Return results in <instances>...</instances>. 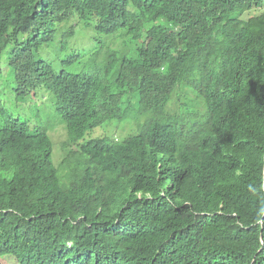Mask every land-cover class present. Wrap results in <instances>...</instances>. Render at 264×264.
I'll return each instance as SVG.
<instances>
[{"label":"trees","instance_id":"obj_1","mask_svg":"<svg viewBox=\"0 0 264 264\" xmlns=\"http://www.w3.org/2000/svg\"><path fill=\"white\" fill-rule=\"evenodd\" d=\"M74 18L133 51L56 73L35 55ZM1 72L75 160L0 101V260L264 264V0H0Z\"/></svg>","mask_w":264,"mask_h":264},{"label":"rangeland","instance_id":"obj_2","mask_svg":"<svg viewBox=\"0 0 264 264\" xmlns=\"http://www.w3.org/2000/svg\"><path fill=\"white\" fill-rule=\"evenodd\" d=\"M77 22L78 19L74 18L64 24L54 41L39 48L35 55L36 59L50 63L56 73L64 71L68 74L100 78L103 69L101 60L96 53L100 51L102 55L113 52L129 54L134 49L133 44L127 43V38L121 29L114 34H105L96 32L92 26H85L83 23L77 25ZM71 28L74 29L69 33ZM1 74L2 72L0 73L1 103L13 112L16 118L27 122L30 128L43 129L49 135L53 145V163L62 174L64 172L61 167L63 159L69 157L72 163L75 156L68 153L67 147L65 151L63 150L67 137L62 120L57 118L53 107L55 99L45 89L39 88L34 92L36 94L35 99H31L29 94H21L22 100L17 101L13 91L6 84V74L3 76ZM169 109L177 111L175 104H172ZM106 131L109 136L120 138L125 137L130 132L126 126L116 131L113 125H108ZM0 263L14 264L9 257L1 259Z\"/></svg>","mask_w":264,"mask_h":264},{"label":"clouds","instance_id":"obj_3","mask_svg":"<svg viewBox=\"0 0 264 264\" xmlns=\"http://www.w3.org/2000/svg\"><path fill=\"white\" fill-rule=\"evenodd\" d=\"M64 127V126H63ZM64 130H65V128H64ZM65 133H66V131H65ZM48 135V134H47ZM49 136V135H48ZM66 137H67V135H66ZM68 138L69 137H67V140H68ZM52 141V140H51ZM67 145V141H66V143H65V145H64V147ZM51 148H52V150H53V145L51 144ZM63 150H64V148H63ZM65 151V150H64Z\"/></svg>","mask_w":264,"mask_h":264}]
</instances>
